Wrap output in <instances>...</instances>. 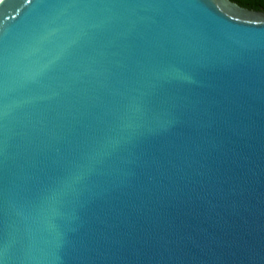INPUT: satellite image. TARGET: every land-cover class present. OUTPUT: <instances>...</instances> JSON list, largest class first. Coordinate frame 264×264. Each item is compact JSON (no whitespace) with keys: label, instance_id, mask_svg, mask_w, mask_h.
<instances>
[{"label":"water","instance_id":"obj_1","mask_svg":"<svg viewBox=\"0 0 264 264\" xmlns=\"http://www.w3.org/2000/svg\"><path fill=\"white\" fill-rule=\"evenodd\" d=\"M0 264H264V10L0 0Z\"/></svg>","mask_w":264,"mask_h":264},{"label":"trees","instance_id":"obj_2","mask_svg":"<svg viewBox=\"0 0 264 264\" xmlns=\"http://www.w3.org/2000/svg\"><path fill=\"white\" fill-rule=\"evenodd\" d=\"M251 9L264 10V0H233Z\"/></svg>","mask_w":264,"mask_h":264}]
</instances>
